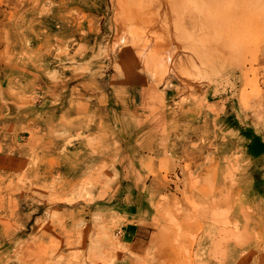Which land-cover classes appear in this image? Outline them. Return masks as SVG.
Segmentation results:
<instances>
[{
  "label": "rangeland",
  "instance_id": "rangeland-1",
  "mask_svg": "<svg viewBox=\"0 0 264 264\" xmlns=\"http://www.w3.org/2000/svg\"><path fill=\"white\" fill-rule=\"evenodd\" d=\"M234 1L0 0V264H264V5Z\"/></svg>",
  "mask_w": 264,
  "mask_h": 264
},
{
  "label": "bare ground",
  "instance_id": "bare-ground-1",
  "mask_svg": "<svg viewBox=\"0 0 264 264\" xmlns=\"http://www.w3.org/2000/svg\"><path fill=\"white\" fill-rule=\"evenodd\" d=\"M125 2H134V1H137V0H124ZM168 1H172V0H162V2H163V4H167L168 3ZM203 2H208L210 5L211 4H213V6L216 8V9H220V3L222 2V0H202ZM234 1V0H233ZM242 1H245L247 4H248V6H249V8L250 9H248V8H246V4H244V7H243V5H242V3H241V0H235L234 1V4L236 5V3H237V5L238 4H240V5H236V7H237V9H234V13L233 14H237L238 15V19H240L241 20V18L244 20V21H247V25H246V27L247 28H249V29H253L254 30V28H255V22H257V20H256V17L254 16L255 15V13L257 12V9L259 8L260 10H261V8L263 7H261L260 5H264L263 4V2H264V0H242ZM179 2V1H178ZM178 5V4H177ZM255 6H256V11H255ZM241 7H243L242 9H240ZM170 9H168V8H166L165 9V15H166V13H170V11H169ZM132 13V12H131ZM232 14V15H233ZM130 15V14H129ZM169 19H170V17H169ZM168 20V19H167ZM169 21V20H168ZM171 21H172V19H171ZM126 22H129L128 21V19H126ZM173 22V21H172ZM169 24H170V22H169ZM168 25V24H167ZM171 25H173V23H171ZM169 26L168 25V31H169V35L170 36H172V39H171V44L172 45H175L176 43V41H175V39L173 38V32H174V30H173V28H172V26ZM173 27H174V25H173ZM257 28H259V27H257ZM256 28V29H257ZM219 45V44H218ZM144 51H142V54L141 55H144L145 54V52L150 48V42L149 43H147L144 47ZM161 48L160 47H157V46H155V48L154 49H152L151 51H150V54L151 55H153V57H154V62H156V63H160L161 61H162V58H160V57H163L161 54H162V52H161V50H160ZM232 50H233V54L235 55L236 54V50L234 49V48H232ZM181 54V51H180V48L179 47H176L175 48V50L173 51V52H171V54L169 55L168 54V57H169V62H168V69H167V71L168 72H170V74L171 75H173V76H175V77H178V78H180V79H183L184 78V80L185 81H187L188 79L185 77V76H183V72L181 71V65L183 64V62L179 59V55ZM228 53H227V51H225V50H223V49H220L218 52H217V54L215 55L216 56V59H215V61H217V63H219L220 64V66H216V65H214V66H210V70H214V69H217V67H226L227 66V69L226 70H232V73H233V76H236V71L238 70L240 73H242L244 70H246V68H247V65H246V63L245 62H243V63H241L239 66H237L238 64H235V65H227V58H226V55H227ZM231 57V56H230ZM230 61H231V59H229ZM179 61H180V63H179ZM196 62H197V60H196ZM179 63V64H178ZM180 65V66H179ZM178 66H179V69H178ZM191 66V67H196V64H195V62L192 60V58H191V61L189 62V64H187V68H189V67ZM187 79V80H186ZM219 79V78H218ZM222 79H223V81L224 82H226V85L228 86H231V85H233L232 83H230L229 82V78H228V76L226 75V76H224V75H222ZM237 79V77H235V80ZM220 81V80H219ZM212 82V81H211ZM210 82V83H211ZM186 83H188V82H186ZM218 83V82H217ZM220 83V82H219ZM221 83H222V81H221ZM223 84V83H222ZM193 86V85H192ZM195 87H197V88H199V85L198 84H196L195 83V85L193 86V88H195ZM200 87H201V85H200ZM192 88V89H193ZM196 88V89H197ZM211 92V91H210ZM143 95V94H142ZM190 102V101H189ZM198 107V106H197ZM118 113V112H117ZM119 114V113H118ZM119 116V115H118ZM117 117V116H116ZM82 124H84V123H80L79 125L81 126ZM155 125H157V123H155L152 127H154ZM85 126H86V124H85ZM82 127H83V125H82ZM81 127V128H82ZM163 127V126H162ZM146 127H144V126H142L141 124H139L138 125V128H133L132 130H134V131H136V132H138L137 134H139L140 132H142L144 129H145ZM165 128H168V126L167 125H165ZM148 129V128H147ZM174 130V129H173ZM133 132V131H132ZM145 132V131H144ZM163 132H165L164 130H163ZM116 136V135H115ZM127 141H129V140H127ZM127 143V142H126ZM165 152V151H164ZM163 152V153H164ZM222 182V181H221ZM219 183V182H218ZM221 184V183H220ZM219 184V185H220ZM222 185V184H221ZM221 187V186H220ZM246 217V216H245ZM243 218V217H242ZM218 232V231H217ZM221 232V231H220ZM207 233V232H206ZM211 233V232H210ZM209 234V233H208ZM214 235V234H213ZM224 235V234H223ZM205 236V235H204ZM221 236V235H220ZM223 237V236H222ZM206 238V237H205ZM217 238H218V236H217ZM209 239V238H208ZM222 239V238H221ZM239 240V239H238ZM248 244V243H247ZM222 260V259H221ZM223 261V260H222ZM226 263V262H225ZM221 264V263H220Z\"/></svg>",
  "mask_w": 264,
  "mask_h": 264
},
{
  "label": "crops",
  "instance_id": "crops-1",
  "mask_svg": "<svg viewBox=\"0 0 264 264\" xmlns=\"http://www.w3.org/2000/svg\"><path fill=\"white\" fill-rule=\"evenodd\" d=\"M253 145H251L250 149L251 151L254 153V155H258V158H260V154H262L261 152L264 151V142H263V139H259V138H255V140H253ZM128 189H130L131 191L133 189H137L136 187H129ZM144 192V189L141 190V193ZM138 194V200L134 202V205L131 204H126V207L127 209H123V212L125 215H127L128 218H137L138 215L137 214H140V215H143V216H146L148 214V209H147V202H146V198L143 196V194H140L139 192H137ZM133 195L132 194H129L126 198L129 200H131V198ZM128 201V200H127ZM133 205V206H132ZM132 208V210L130 209ZM133 209L137 210V211H133ZM122 212V213H123ZM27 216V219H28V224L30 223V227L33 231H39L41 230V228H38L37 226V222L39 220V218H41L42 216L41 215H37V212H35L34 209H31L29 210L28 212H25L23 213V217H26ZM136 216V217H135ZM141 217V216H140ZM144 227H139V226H136L135 224H130V225H126L124 226L122 229H121V233L120 235L123 237L124 241L125 242H133L138 236L139 234L144 231ZM19 239V237L17 238ZM32 238H27V239H22L23 241L25 240H28L30 241ZM16 240V237H14L13 235V239L11 240H4V243L2 245H4V247H6V245L8 244H15ZM34 242L36 241L35 238L32 239ZM31 240V241H32ZM20 241V240H18ZM13 255V253H12ZM12 258V256H11ZM16 258H12L11 259V262H13V264H15V261Z\"/></svg>",
  "mask_w": 264,
  "mask_h": 264
}]
</instances>
